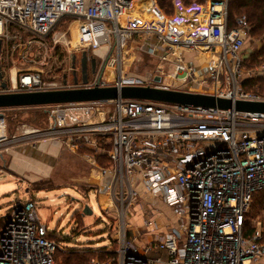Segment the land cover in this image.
<instances>
[{"label":"built area","instance_id":"obj_1","mask_svg":"<svg viewBox=\"0 0 264 264\" xmlns=\"http://www.w3.org/2000/svg\"><path fill=\"white\" fill-rule=\"evenodd\" d=\"M228 1L202 0L190 5L177 1L169 15L157 0H0V59L20 46L21 36L11 33V25L34 34L26 48L45 41L69 15L79 23L80 37L73 45L81 52L92 50L99 60L95 73L90 69L87 83L79 74L74 82L72 58L73 85L66 80L44 87L39 74L25 71L7 87L0 78V93L96 86H151L200 93L173 88L161 75L143 78L123 69L126 45L135 35L146 34L163 41L169 53L161 61L172 68L171 76L178 84L198 81L183 61L187 53L198 51L208 58L207 72L216 85L210 95L264 101V91L247 93L236 82L250 25L245 16L230 23ZM66 34L55 32L54 46ZM12 41L16 44L11 50L8 43ZM106 65L115 66L112 83L107 82ZM223 70L230 73L225 88L217 87ZM260 70L264 75V61ZM158 76L160 82L155 80ZM107 105L114 107L112 114L104 111ZM38 107L50 109L52 126L13 138L7 134L0 108V148L29 138L64 136L73 139L72 147L88 143L96 154L110 159V169L104 174L111 176L110 201L116 215L108 216L119 220L118 247L104 250L107 258L97 256L91 264H264L261 221L255 220L256 229L249 223L254 222L249 216L253 195L264 188V113L140 99ZM140 186L150 197L161 198L178 218L163 238L145 246L137 243L139 233L131 236L126 223L142 197ZM157 222L144 216L143 226L152 228ZM52 235L41 222L35 201L17 203L0 233V264H57L59 245ZM154 248L165 251L167 258L151 256Z\"/></svg>","mask_w":264,"mask_h":264},{"label":"rangeland","instance_id":"obj_2","mask_svg":"<svg viewBox=\"0 0 264 264\" xmlns=\"http://www.w3.org/2000/svg\"><path fill=\"white\" fill-rule=\"evenodd\" d=\"M177 1L181 0H175L174 4ZM201 1L194 0L193 3ZM237 17H241V15L235 18ZM234 20L230 23L233 24ZM74 21L75 19L64 23L62 28L60 27L61 29L55 30V32L66 31L67 33L63 42L56 44V46L53 44V34L55 32L49 34L51 37L45 38L44 43L37 41L30 44L32 46L36 45L34 48L32 46L25 48L26 41H19L20 46L17 48L22 49V59L17 60L15 58L12 60L9 58L8 64L10 63V65L4 70L5 78L2 79L8 81L9 75L12 73L19 76L21 72L29 71L39 74L44 82L43 86L47 87L49 84L64 81V75L67 74L68 84L73 85L70 70L72 58L74 55L77 56L78 74L81 75L80 60L82 54L72 43L80 37L79 23ZM35 48H38V51ZM263 48L264 39L254 32L250 33V37L240 54L242 60L241 72L235 75L237 84L244 92L260 94L264 91V75L260 70V65L264 61ZM155 49H157L158 54L151 55L150 53L154 52ZM28 52L30 54L27 55ZM87 52L97 57L92 50ZM168 53L169 51L163 45V41L158 37L149 38L146 34L135 35L123 51L122 67L128 74L139 75L143 78L155 77V74L161 75L163 76V82H167L176 89L205 94L215 92L216 85L210 77V73L207 72L208 62L204 54L192 51L184 56L183 61L190 68V72L197 76L198 81H190L186 85H180L171 76L173 74L172 68L165 66L161 61V58ZM256 57L259 58L254 62L252 59ZM203 58L205 62L200 64L198 61ZM104 67L107 82L112 83L115 66L108 68V65H106ZM228 75H230L228 70L222 71L220 84L217 87H226L225 79ZM227 87L231 88L232 83ZM12 109H16L17 112L14 113L11 111ZM43 109L47 111L48 115L35 120L34 115L28 114L25 110L3 108L1 112L7 121L8 136L11 138L15 136L22 137L26 131H45L49 129L52 126V118L49 115L50 109ZM103 109L112 114L114 107L107 105ZM9 116L13 117V122L8 119ZM41 142L49 144V152L32 151L33 148L31 147L36 146L39 148ZM72 143L73 139L69 140L64 136H54L39 140L29 138L24 143L20 140L0 148V216L5 217V220H7L9 213L17 203H25L29 200L35 201L41 222L46 224L48 229L52 231V236L57 237L56 240L59 245L57 250L69 251L73 248L79 250L92 248L94 249V258L98 256L105 260L107 258L105 251L108 248L110 251H116L118 247L116 235L120 225L119 220H112L107 214L116 215L110 201L109 184L111 176L104 174L105 170L110 169V159L106 155L96 154L94 147L88 143H82L79 148L72 147ZM53 144H56L55 148L52 147ZM21 148H27L26 151L34 153V157L38 160L35 158L33 160L27 159V161L19 159L18 156L22 153ZM139 189L142 190V187L140 186ZM157 203L159 202L156 200ZM156 204L152 197L143 192L139 204H137L140 207L131 208V215L126 223H133L135 226L140 225L142 222L139 217L140 213L145 217H149L155 211V214L162 213L164 215L160 218L156 216L159 222L158 225L162 230L160 233H155V235H160L161 232L165 231L166 226H176L178 219H174L172 213L170 215L172 219H169L167 213L164 212L165 209L156 207ZM86 205L92 209L94 207L93 213H83ZM263 210L264 206L257 211L251 209L249 216L254 219V222L249 221V223L254 229L257 227L256 221H261V228L264 231ZM135 214L138 216L133 219ZM258 216H260V219H257ZM166 219L170 221H166ZM167 222L170 225L166 224ZM144 237L148 238L150 235H143L141 231L139 239ZM56 261L57 264H60L61 257H56Z\"/></svg>","mask_w":264,"mask_h":264},{"label":"water","instance_id":"obj_3","mask_svg":"<svg viewBox=\"0 0 264 264\" xmlns=\"http://www.w3.org/2000/svg\"><path fill=\"white\" fill-rule=\"evenodd\" d=\"M2 51V41L0 40V56ZM90 66L92 73L96 70V58L90 56ZM77 56H73V80L78 82ZM88 52L82 51L80 67L83 83H87L89 77ZM3 77L0 67V78ZM64 75V81L67 79ZM161 81L158 76L155 79ZM7 87L6 83H2ZM118 99H140L150 100L184 106L234 109L238 112L264 113V101L233 100L232 98L219 97L210 94L192 93L177 90L162 89L151 86H96L93 88L78 87L72 89H52L39 91H19L0 93V108H23L38 107L52 104H64L74 102H105ZM93 210L86 205L84 214H91Z\"/></svg>","mask_w":264,"mask_h":264},{"label":"trees","instance_id":"obj_4","mask_svg":"<svg viewBox=\"0 0 264 264\" xmlns=\"http://www.w3.org/2000/svg\"><path fill=\"white\" fill-rule=\"evenodd\" d=\"M174 1L175 0H157V3L161 9H163L167 14L170 15L173 13V10H174ZM181 1L185 5H190L193 3L194 0H181ZM228 15H229L230 21H233L236 16H239V15L245 16L249 24L252 27L251 33L254 32L258 36L262 37V39H264V0H230ZM73 19H74L73 16H69V15L64 16L55 26L54 30L51 31V33L54 32L55 30L61 29L64 23H68L69 21ZM10 31L13 34H18L21 36L22 41L20 39L19 40L20 42H25L30 37L34 36V34H32L31 32L26 31L25 29L17 25H14V24L10 26ZM49 34L46 36V39L51 37V35ZM14 44H16L14 41L8 43V46L10 47L11 50L13 49ZM34 47H36V45L32 46V48ZM35 49L38 51V48H35ZM262 50H263L262 53L264 54V48ZM21 51L22 49L17 48L16 50H12L11 54L9 55L4 54L1 57L0 65H1L2 74H4L5 72L4 70L8 68V66L10 65V63L8 64L9 58L12 60H14L15 58L17 60L22 59ZM28 54L29 52L27 53V55ZM11 55H12V58H11ZM258 58L256 57L252 60L256 62ZM17 109H20L23 111L25 110L27 111L28 114L34 115L35 120L44 118L48 115L47 111L43 109L42 107H25V108H17ZM11 111H13L14 113L17 112L16 109H12ZM8 119L11 122L14 121L12 116H9ZM263 206H264V188L254 193L252 204H251V209L254 211H257ZM77 216H79V214H77ZM5 224H6L5 217L0 216V233L2 232ZM247 228H249V226H247ZM52 238L56 240L57 237L54 235L52 236ZM94 256H95L94 249L92 248H86L82 250L73 248V249H70L69 251L57 250L56 252V257L58 258L61 257L60 264H90Z\"/></svg>","mask_w":264,"mask_h":264},{"label":"crops","instance_id":"obj_5","mask_svg":"<svg viewBox=\"0 0 264 264\" xmlns=\"http://www.w3.org/2000/svg\"><path fill=\"white\" fill-rule=\"evenodd\" d=\"M250 25V24H249ZM251 31H252V27H251V25H250V30H249V37H250V33H251ZM135 37V36H134ZM150 38V37H149ZM131 41V40H130ZM129 41V42H130ZM128 42V43H129ZM158 54V51H157V49H155V51L154 52H152V53H150L151 55L152 54ZM206 57V56H205ZM207 58V57H206ZM209 60H208V58H207V62H208ZM200 64H203L204 62H205V59L203 58L202 60H199L198 61ZM10 76V78H9V80L7 81L6 79H2V83H4V82H6L7 84H12V80L13 79H15L16 77H17V74L16 73H12L11 75H9ZM3 77H4V74H3ZM2 77V78H3ZM5 78V77H4ZM40 145V144H39ZM52 147H56V144H53L52 145ZM31 148H33V152H36V151H38V152H49V144L48 143H42L41 142V145L39 146V148L38 147H36V146H33V147H31ZM26 149L27 148H21V151H22V155L20 154L19 156H18V158L19 159H21V160H25V161H27V159L28 160H30V159H34L35 157H34V153H29V152H27L26 151ZM35 159H37V158H35ZM38 160V159H37ZM143 192H144V190H140V194L142 195L143 194ZM145 193V192H144ZM146 194V193H145ZM153 199H154V201H155V204H156V200H157V202H159V203H157L156 204V207H159V208H163V209H165L164 210V212L165 213H167V215H168V218L169 219H172L171 217H170V215H171V213H172V215H173V217H174V219H176L177 217H176V215L172 212V210H171V208L161 199V198H159V197H152ZM138 207H140V205L138 206H136L135 208H138ZM92 209V208H91ZM93 211H94V207H93V209H92ZM139 211H141L140 209H139ZM93 213V212H92ZM108 214V213H107ZM109 215V214H108ZM138 215L137 214H135V216H133V219L134 218H136ZM151 218L153 219V218H156V216L157 217H161V216H164L162 213H158V214H155V211H153L152 213H151ZM141 219H142V222H141V224L140 225H137V226H135L133 223H129V225H130V228H131V234H132V236L134 237V235L136 234V232L137 233H139V235H138V244L140 245V246H145V245H149L150 243H152V242H156L158 239H161V238H163L164 237V235L163 234H166V232L169 230V228H171V226H166V230L165 231H163V232H161V234L160 235H155V233H160V231L162 230L160 227H159V222H157L158 224L155 226V225H153L152 226V228H146L145 226H143L144 225V215L142 214V213H140V216H139ZM169 219H166V221H170ZM178 219V218H177ZM158 220V219H157ZM165 221V222H166ZM165 224V223H164ZM166 224H169V222H167ZM170 225V224H169ZM159 229V230H158ZM158 230V231H157ZM141 231H142V233H143V235H145V234H149L150 235V237H148V238H146V237H144V238H142V239H139V237L141 236ZM152 231H154V232H152ZM150 255L151 256H154V257H160V256H162V257H164V258H167V253L165 252V251H162V250H159V249H153L152 251H150Z\"/></svg>","mask_w":264,"mask_h":264},{"label":"flooded vegetation","instance_id":"obj_6","mask_svg":"<svg viewBox=\"0 0 264 264\" xmlns=\"http://www.w3.org/2000/svg\"><path fill=\"white\" fill-rule=\"evenodd\" d=\"M88 56H89V60H88V65H89V71H90V69H91V66H90V61H91V58L92 57H90L91 55L88 53ZM96 58V68H97V65H98V63H99V60L97 59V57H95ZM77 62H78V59H77ZM78 70V69H77Z\"/></svg>","mask_w":264,"mask_h":264}]
</instances>
